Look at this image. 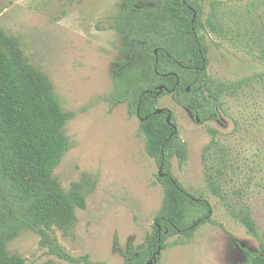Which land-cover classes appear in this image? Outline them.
Instances as JSON below:
<instances>
[{
	"label": "rangeland",
	"instance_id": "rangeland-1",
	"mask_svg": "<svg viewBox=\"0 0 264 264\" xmlns=\"http://www.w3.org/2000/svg\"><path fill=\"white\" fill-rule=\"evenodd\" d=\"M193 1L207 25L218 116L201 124L171 93L159 108L175 115L188 148L182 167L171 159L172 171L190 193L211 203L217 224L191 238H169L160 264H244L242 248L261 253L264 245V0ZM125 6L124 0H0V29L70 115L64 127L69 149L51 183L65 194L82 186L86 207L76 209L72 226L51 225L49 233L70 255L101 264H125L123 253L146 243L165 197L141 120L126 103L111 104L129 57L127 39L113 28ZM133 60L145 67L142 55ZM227 204L255 223L258 238ZM7 250L25 264H69L23 228Z\"/></svg>",
	"mask_w": 264,
	"mask_h": 264
},
{
	"label": "trees",
	"instance_id": "trees-1",
	"mask_svg": "<svg viewBox=\"0 0 264 264\" xmlns=\"http://www.w3.org/2000/svg\"><path fill=\"white\" fill-rule=\"evenodd\" d=\"M124 2L126 6L113 28L127 39L129 57L121 64L126 68L115 81L111 104L126 103L141 120L140 130L146 137L149 156L161 171L158 180L165 197L146 243L123 255L125 264H160L169 238H191L204 225L217 224L211 203L190 193L172 171L171 159L177 157L182 167L188 148L175 115L167 109L157 113L160 100L171 93L178 105L204 124L218 116L220 91L207 70V25L196 2ZM169 27L179 37L171 35ZM137 55L144 57L145 67L134 62ZM69 119L59 97L40 73L27 67L16 43L0 29V264H25L7 250L9 238L20 228L39 235L50 254L60 260L101 264L89 255H70L49 233L51 225L72 226L76 209L86 207L82 186L73 185L72 192L65 194L51 183L53 172L69 149L64 134ZM212 190L226 201L216 187ZM226 207L250 235L259 237L248 216L228 204ZM260 249L261 253L242 248L244 264H264V245Z\"/></svg>",
	"mask_w": 264,
	"mask_h": 264
},
{
	"label": "water",
	"instance_id": "water-1",
	"mask_svg": "<svg viewBox=\"0 0 264 264\" xmlns=\"http://www.w3.org/2000/svg\"><path fill=\"white\" fill-rule=\"evenodd\" d=\"M157 53V51H156ZM162 112V109H160L157 113L160 114ZM160 174H161V171H160Z\"/></svg>",
	"mask_w": 264,
	"mask_h": 264
}]
</instances>
